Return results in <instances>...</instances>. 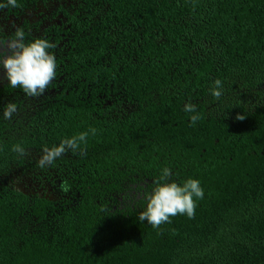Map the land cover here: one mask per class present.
<instances>
[{
  "label": "trees",
  "instance_id": "1",
  "mask_svg": "<svg viewBox=\"0 0 264 264\" xmlns=\"http://www.w3.org/2000/svg\"><path fill=\"white\" fill-rule=\"evenodd\" d=\"M17 3L0 42L22 28L57 66L39 97L0 70V264H264V0ZM89 129L83 154L38 167ZM164 168L204 198L154 229L138 217Z\"/></svg>",
  "mask_w": 264,
  "mask_h": 264
},
{
  "label": "clouds",
  "instance_id": "2",
  "mask_svg": "<svg viewBox=\"0 0 264 264\" xmlns=\"http://www.w3.org/2000/svg\"><path fill=\"white\" fill-rule=\"evenodd\" d=\"M18 8L17 0H7L0 3V10L5 8ZM55 45L48 40L37 38L33 42L25 43V33L22 28H17L14 38L7 42H0V70L6 73V79L11 88H20L28 97L43 95L51 82L56 78V58L49 52ZM211 94L217 100L222 96V81L217 79ZM17 105L9 103L4 107V119L11 120L17 112ZM184 111L190 113L192 125H195L202 116L198 113L196 105L188 103ZM238 121L246 119L245 115H237ZM91 132L95 135V129L80 133L61 141L59 146L43 149V156L38 161V167L44 168L52 165L58 158L71 150L73 153L81 150V145L87 143V137ZM13 151L21 156L25 150L16 145ZM172 173L169 168H164L161 175L154 181L152 192L147 193L146 210L139 214V221L147 222L152 228L159 229L162 224L171 223L177 215H186L189 219L195 217L197 207L196 200L204 198V190L199 180L189 178L182 184L169 182ZM103 210V209H102Z\"/></svg>",
  "mask_w": 264,
  "mask_h": 264
},
{
  "label": "flooded vegetation",
  "instance_id": "3",
  "mask_svg": "<svg viewBox=\"0 0 264 264\" xmlns=\"http://www.w3.org/2000/svg\"><path fill=\"white\" fill-rule=\"evenodd\" d=\"M39 6H40V9H42V10H43L42 6H41V5H39Z\"/></svg>",
  "mask_w": 264,
  "mask_h": 264
}]
</instances>
